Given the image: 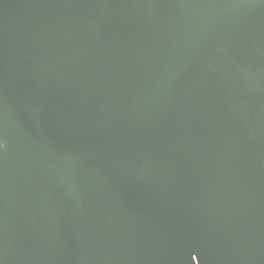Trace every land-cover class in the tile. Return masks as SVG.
I'll list each match as a JSON object with an SVG mask.
<instances>
[{"label": "water", "instance_id": "95a60500", "mask_svg": "<svg viewBox=\"0 0 264 264\" xmlns=\"http://www.w3.org/2000/svg\"><path fill=\"white\" fill-rule=\"evenodd\" d=\"M0 264H264V0H0Z\"/></svg>", "mask_w": 264, "mask_h": 264}]
</instances>
